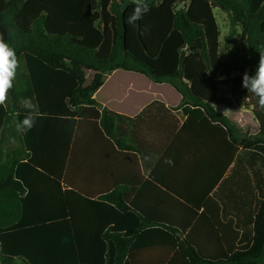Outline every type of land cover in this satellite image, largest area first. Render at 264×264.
Masks as SVG:
<instances>
[{
	"label": "trees",
	"instance_id": "16d2710c",
	"mask_svg": "<svg viewBox=\"0 0 264 264\" xmlns=\"http://www.w3.org/2000/svg\"><path fill=\"white\" fill-rule=\"evenodd\" d=\"M146 2L133 27V0H0V35L20 64L0 106V264H264V109L251 93L254 133L216 109L219 78L237 74L242 89L264 55V0ZM213 9L228 18L224 61ZM118 69L169 84L188 119L223 136L225 170L245 166L234 226L214 221L210 241L199 242L194 211H135L121 189L78 192L71 176L92 171L78 162V140L109 138L122 117L93 97ZM26 97L40 117L25 135L16 124Z\"/></svg>",
	"mask_w": 264,
	"mask_h": 264
},
{
	"label": "crops",
	"instance_id": "0c3cea01",
	"mask_svg": "<svg viewBox=\"0 0 264 264\" xmlns=\"http://www.w3.org/2000/svg\"><path fill=\"white\" fill-rule=\"evenodd\" d=\"M88 72L87 81L93 74ZM93 97L122 117L109 138L94 134L78 140V162L92 169L71 176L78 192L97 196L121 189L132 202L131 209L139 212L190 210L197 219L206 212L204 219L189 225L196 227L199 242L210 241L217 227L214 221L225 225L232 220L234 226L232 204L236 201L239 209L245 166L231 163L225 170L223 136L206 121L188 119L177 91L167 83L118 69L106 75ZM165 158L174 163L165 164Z\"/></svg>",
	"mask_w": 264,
	"mask_h": 264
},
{
	"label": "clouds",
	"instance_id": "9594fccd",
	"mask_svg": "<svg viewBox=\"0 0 264 264\" xmlns=\"http://www.w3.org/2000/svg\"><path fill=\"white\" fill-rule=\"evenodd\" d=\"M149 10L146 0H133V11L127 17L126 22L136 27L137 22ZM146 31L147 28L142 30L141 34L143 35ZM19 66V58L15 48L0 35V106H5L7 103L9 93L14 87ZM242 87L248 93H252L257 98L259 108L264 109V55H260L254 75H249L247 72L243 74ZM20 104L26 110V114L17 122L16 130L26 135L35 127L40 117V112L38 106L33 103L31 98L21 99ZM13 142H15L14 139ZM164 163L172 165L174 162L171 158H165Z\"/></svg>",
	"mask_w": 264,
	"mask_h": 264
},
{
	"label": "rangeland",
	"instance_id": "374dc122",
	"mask_svg": "<svg viewBox=\"0 0 264 264\" xmlns=\"http://www.w3.org/2000/svg\"><path fill=\"white\" fill-rule=\"evenodd\" d=\"M185 3V2H184ZM184 3H179L177 8H180ZM213 13L219 28V59L224 61L227 54L226 49L223 46V39L228 33V18L225 13L219 9H213ZM237 74H232L230 78L224 79V77L219 78L220 80H225L218 89L219 104L216 105L217 110H224L225 115L228 116L234 124L243 131H248L249 133H254L257 131L258 123L255 120L253 110L254 106L252 104L251 93L247 92L246 89H236L235 85L231 82L234 80ZM91 72L87 73V77L90 78ZM119 75L117 76V78ZM116 93V92H114ZM117 94V93H116ZM117 102L120 101L118 95H116Z\"/></svg>",
	"mask_w": 264,
	"mask_h": 264
}]
</instances>
